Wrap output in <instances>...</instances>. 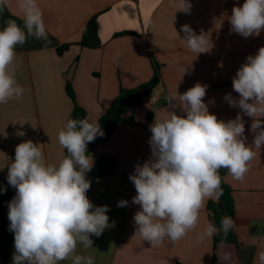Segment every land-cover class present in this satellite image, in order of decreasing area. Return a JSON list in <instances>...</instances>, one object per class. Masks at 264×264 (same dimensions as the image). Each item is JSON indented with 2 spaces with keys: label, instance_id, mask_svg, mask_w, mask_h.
<instances>
[{
  "label": "crops",
  "instance_id": "crops-1",
  "mask_svg": "<svg viewBox=\"0 0 264 264\" xmlns=\"http://www.w3.org/2000/svg\"><path fill=\"white\" fill-rule=\"evenodd\" d=\"M189 2L191 14L179 11V0H37L50 43L29 37L15 49V78L24 93L18 100L0 104V180L15 159L16 146L27 140L41 145L47 162H59V153H65V149L58 143V131L74 109L66 92L68 81L88 119L99 122L121 88L149 82L155 66L159 67L157 87L142 105L127 113L135 123L119 124L109 139L88 153L94 164L103 155L118 159L117 169L106 177L94 178L93 167L86 174L91 182L87 197L94 206L107 205L110 209L109 227L99 237H90L92 247L84 250L77 244V253L91 255L94 264H211L214 252L219 264H259L257 252L264 251V149H255L256 156L243 182L234 180L228 171L224 178L233 190L232 229L237 244L231 241L229 232L222 231L216 250L215 235L197 239V233L211 222L208 203L213 199H208L201 210L198 227L174 244L165 241L160 247H151L135 236L134 214L140 206L132 203L137 193L129 176L137 164L142 165L150 157L149 126L155 119L168 116L165 97L177 91L183 94L196 83L207 85L203 99L209 112L225 122L235 119L240 109L230 107L224 96L231 93L238 98L232 78L246 58L264 46V30L248 38L231 31L232 9L242 6L244 0ZM21 16L17 0H9L0 12V29L9 19L23 28ZM93 17H97L102 45L97 49L83 48L79 42ZM185 24L198 35H206L212 45L209 51L197 56L187 48L181 31ZM124 32L129 34L115 36ZM65 44H70L69 50L59 55L58 49ZM176 113L184 115L179 107ZM243 118L245 136L251 143L252 118ZM21 132L24 135H18ZM120 200H127L128 205L118 207ZM14 251V244L8 245L0 255V264H12ZM59 264H71V260Z\"/></svg>",
  "mask_w": 264,
  "mask_h": 264
},
{
  "label": "clouds",
  "instance_id": "clouds-1",
  "mask_svg": "<svg viewBox=\"0 0 264 264\" xmlns=\"http://www.w3.org/2000/svg\"><path fill=\"white\" fill-rule=\"evenodd\" d=\"M9 0H0V12ZM179 11L191 14L189 0H179ZM23 28L14 19L0 29V104L20 99L24 89L17 83L16 47L29 37L46 44L48 32L37 0H17ZM231 31L245 38L259 36L264 30V0H244L234 6L230 17ZM187 48L199 54L212 47L206 35H199L185 24L181 26ZM238 98L227 93L224 100L238 107L235 119L218 120L204 102L207 85L196 83L183 94L165 97L168 116L155 119L149 126L150 157L135 166L129 179L136 195L132 203L140 210L134 214L135 236L151 247L165 241L176 243L198 227L201 210L208 199L219 201L223 194L219 170L227 169L234 180L243 182L255 158V149H264V46L249 55L232 78ZM181 108L184 115L176 113ZM244 116L252 118L245 136ZM24 135V133H18ZM105 135L98 121L68 119L58 131L62 149L58 163L45 160L41 145L27 140L15 148V159L7 165L8 184L16 195L8 203L9 231L14 233L12 264H94L91 255L77 253V244L84 250L92 247L91 236L99 237L109 227L107 205L94 206L86 193L91 182L86 174L94 165L87 145ZM6 189L0 188V192ZM120 200L118 207H126ZM235 226L229 217L221 218L220 227L208 222L197 233V239L223 232ZM264 264V251L257 252Z\"/></svg>",
  "mask_w": 264,
  "mask_h": 264
},
{
  "label": "trees",
  "instance_id": "trees-1",
  "mask_svg": "<svg viewBox=\"0 0 264 264\" xmlns=\"http://www.w3.org/2000/svg\"><path fill=\"white\" fill-rule=\"evenodd\" d=\"M129 32L118 33L115 36L119 37ZM83 48L97 49L101 47L102 43L98 34L97 17H93L84 27L81 41L79 42ZM70 48V44H65L58 49V54L63 55ZM161 75L158 66H155V71L152 79L135 88H121L118 96L113 103L107 108L99 120V124L103 129L105 135L103 137H97L94 142L87 145V153L93 150L100 142L109 139L117 126L121 123L134 124V118L127 117V113L133 108L142 105L145 97H149L152 91L159 84ZM66 92L68 96L74 102V109L70 116V119H84L88 118L87 111L82 108L76 101V94L70 81L66 84ZM152 115H149L151 118ZM65 154L67 150L65 149ZM118 159L110 155L101 156L94 164L92 169V176L94 178L106 177L117 169ZM227 169L221 168L219 175L221 176V188L223 194L220 196L219 201L211 200L208 203L209 217L212 223L217 228L220 227L221 218L229 216L232 219L235 217V202L233 198L232 188L225 182L224 178L227 173ZM8 172L0 180V188L6 189V191L0 192V255L5 251V248L14 244V233L9 231L10 221L8 219V203L16 195V190L8 184L7 181ZM220 233V232H219ZM219 233L214 236V250L217 248V244L220 242ZM229 236L234 244H237V239L233 229L229 231ZM4 264H9L5 262ZM174 264H184L176 262ZM211 264H219L217 255L214 252L213 260Z\"/></svg>",
  "mask_w": 264,
  "mask_h": 264
},
{
  "label": "built area",
  "instance_id": "built-area-1",
  "mask_svg": "<svg viewBox=\"0 0 264 264\" xmlns=\"http://www.w3.org/2000/svg\"><path fill=\"white\" fill-rule=\"evenodd\" d=\"M152 100H153V101H157L156 96H152Z\"/></svg>",
  "mask_w": 264,
  "mask_h": 264
}]
</instances>
